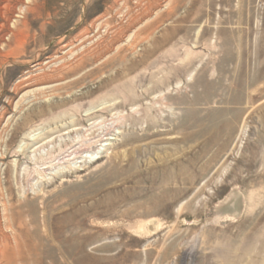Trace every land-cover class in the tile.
<instances>
[{"label": "rangeland", "instance_id": "1", "mask_svg": "<svg viewBox=\"0 0 264 264\" xmlns=\"http://www.w3.org/2000/svg\"><path fill=\"white\" fill-rule=\"evenodd\" d=\"M0 264H264V0H0Z\"/></svg>", "mask_w": 264, "mask_h": 264}, {"label": "bare ground", "instance_id": "2", "mask_svg": "<svg viewBox=\"0 0 264 264\" xmlns=\"http://www.w3.org/2000/svg\"><path fill=\"white\" fill-rule=\"evenodd\" d=\"M85 116H88V114L85 115ZM36 136H37V135H36ZM30 138H31V140H32V139H35L36 137H33V136H31L30 134H27L23 139H24V140L29 139V141H30ZM36 139H37V138H36ZM32 141H35V140H32ZM24 142H25V141H24ZM23 147H24V146L21 145V146L18 148L17 152H18V153H22V152H24V151H23ZM26 147H27V146H26ZM29 155H30V154H29Z\"/></svg>", "mask_w": 264, "mask_h": 264}]
</instances>
